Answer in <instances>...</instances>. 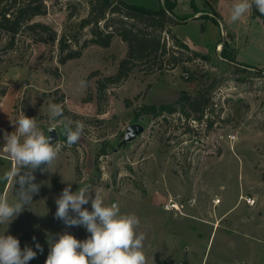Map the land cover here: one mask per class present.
<instances>
[{
    "label": "rangeland",
    "instance_id": "obj_1",
    "mask_svg": "<svg viewBox=\"0 0 264 264\" xmlns=\"http://www.w3.org/2000/svg\"><path fill=\"white\" fill-rule=\"evenodd\" d=\"M75 1L80 15L69 19L67 6ZM125 1L153 9L162 4ZM235 2L195 0L203 12L173 26L172 31L206 58L153 73L136 67L101 98L98 76L89 77L86 88L80 82L96 69L103 75L115 73L119 58L126 55V42L120 38L108 49L89 45L82 56L58 62V39L78 31L87 2L47 0L52 14L33 20L57 31L55 43L39 41L37 32L26 31L9 48V34L0 32V177L14 166L3 151L4 134L16 130L14 123L22 114L35 118L45 135L51 127L59 135L56 160L45 171L46 166L33 170V182L40 187L32 203L9 224H0V235H12L21 249L37 252L28 264H45L49 241L65 232L79 240L90 236L83 226H67L55 218L56 198L69 183L73 192L87 186L92 198L99 191L106 204L117 203L122 213L139 218L136 231L144 234L147 264H264V23L252 8L232 22ZM174 11L193 13L191 0H178ZM166 40L175 47L171 38ZM225 41L233 62L221 55ZM212 83V105L203 120L187 119L180 112L166 118L136 117L142 104L194 98ZM58 99L64 116L51 120L49 105ZM67 121L86 125L71 146L64 135ZM133 123L142 124L144 131L123 143ZM18 188V183L0 179V195L9 203L18 199ZM249 198L255 203L249 204ZM170 201L179 209L168 210ZM82 207L91 211V200Z\"/></svg>",
    "mask_w": 264,
    "mask_h": 264
},
{
    "label": "clouds",
    "instance_id": "obj_2",
    "mask_svg": "<svg viewBox=\"0 0 264 264\" xmlns=\"http://www.w3.org/2000/svg\"><path fill=\"white\" fill-rule=\"evenodd\" d=\"M255 5L264 15V0H237L232 7V22L241 20ZM86 88V81L80 82ZM64 110L60 104L49 105V118H63ZM16 130L4 134L3 151L14 162L0 179L19 184L16 190L18 199L9 203L6 196L0 195V224L10 223L27 206L32 203L33 194L39 191L40 185L34 183L33 170L41 165L49 168L58 157L60 145L51 143V138L39 128L35 118L22 114L14 123ZM86 125L81 121L64 123L66 144H76L84 134ZM55 130L49 128L48 132ZM22 169H25L21 174ZM87 186L79 187L75 192L71 184L65 187L56 198L55 218L67 226H83L90 236L79 240L65 232L59 239L50 242V251L45 264H147L143 251V233H137L139 218L135 214H124L117 203L106 204L99 191L91 197ZM91 200V211L82 207ZM71 212L75 216L70 215ZM35 241V237H33ZM36 249L43 251L37 242ZM37 252L31 247L21 249L20 241L12 235H0V264H28L36 258Z\"/></svg>",
    "mask_w": 264,
    "mask_h": 264
},
{
    "label": "trees",
    "instance_id": "obj_3",
    "mask_svg": "<svg viewBox=\"0 0 264 264\" xmlns=\"http://www.w3.org/2000/svg\"><path fill=\"white\" fill-rule=\"evenodd\" d=\"M80 1L82 0H78ZM83 1L88 4V11L86 15L80 17L78 31L71 36L62 35L58 39L57 31L51 25L33 20L35 16L49 12L47 0H0V32L4 30L9 34V48H13L17 36L26 31L37 32L36 39L43 42L55 43L58 39L60 50L58 62L62 64L82 56L83 51L89 45L108 47L115 35L120 36L127 43V52L120 60L116 72L103 75L100 69H96L85 79L87 82L89 77L98 76V98H101L110 86H117L125 81L136 67L146 73H153L174 68L183 61L206 58L198 51H193L189 44L172 31L174 25L203 12L204 9H200L195 0H191L193 13L183 16L174 11L178 0H162L158 9L129 3L125 0ZM77 5L76 1L68 4L67 17L69 19L80 15ZM252 9L264 23V15L258 12L255 5ZM200 16H206V14L202 13ZM166 36L172 39L175 47L168 46ZM228 47V42L225 41L221 55L224 59L233 62V53ZM185 52L190 55H185ZM213 86L214 83L202 89L194 98L183 95L180 100L174 102L142 104L136 111V117L148 114L153 118L161 116L166 118V114L180 112L187 119L203 120L207 111L211 109L210 90ZM3 93L5 94V91ZM60 100L55 102L58 104ZM101 104L100 102V112H104ZM103 151V153L106 152L105 149ZM41 166L45 167V165Z\"/></svg>",
    "mask_w": 264,
    "mask_h": 264
},
{
    "label": "water",
    "instance_id": "obj_4",
    "mask_svg": "<svg viewBox=\"0 0 264 264\" xmlns=\"http://www.w3.org/2000/svg\"><path fill=\"white\" fill-rule=\"evenodd\" d=\"M51 128L55 129L54 127ZM143 131L144 126L140 123H133L129 125L123 138V143L133 140L137 135L141 134ZM49 137L51 138L50 142L55 143L59 138L57 130L55 129L50 131Z\"/></svg>",
    "mask_w": 264,
    "mask_h": 264
},
{
    "label": "crops",
    "instance_id": "obj_5",
    "mask_svg": "<svg viewBox=\"0 0 264 264\" xmlns=\"http://www.w3.org/2000/svg\"><path fill=\"white\" fill-rule=\"evenodd\" d=\"M47 14H52V11L51 10H49V12L47 13ZM64 15H66L65 13H64ZM47 15H37V16H35L34 17V20H44V19H42V18H45ZM115 40H121L120 39V37L119 36H117V35H115L114 37H113V39H112V42H111V45L110 46H108V47H102V46H99V45H95V46H97V47H102V48H104V49H108V48H110L112 45H113V42L115 41ZM127 50V45H125V51ZM125 51H124V54H125ZM84 53V52H83ZM83 55V54H82ZM124 56V55H123ZM123 56L121 57V58H123ZM121 59L119 58V61H120Z\"/></svg>",
    "mask_w": 264,
    "mask_h": 264
},
{
    "label": "built area",
    "instance_id": "obj_6",
    "mask_svg": "<svg viewBox=\"0 0 264 264\" xmlns=\"http://www.w3.org/2000/svg\"><path fill=\"white\" fill-rule=\"evenodd\" d=\"M247 202L249 204H254L255 203V199L254 198H249V199H247ZM166 208L168 210H171V209H179V206H178L177 203H175V202L173 203L172 201H170L169 203L166 204Z\"/></svg>",
    "mask_w": 264,
    "mask_h": 264
}]
</instances>
